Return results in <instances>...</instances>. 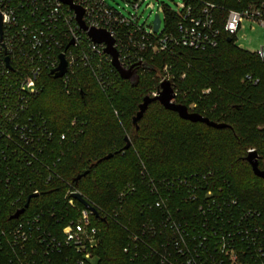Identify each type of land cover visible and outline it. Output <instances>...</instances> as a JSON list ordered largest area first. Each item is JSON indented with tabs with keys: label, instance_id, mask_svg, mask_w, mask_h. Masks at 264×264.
Returning <instances> with one entry per match:
<instances>
[{
	"label": "built area",
	"instance_id": "built-area-1",
	"mask_svg": "<svg viewBox=\"0 0 264 264\" xmlns=\"http://www.w3.org/2000/svg\"><path fill=\"white\" fill-rule=\"evenodd\" d=\"M147 1L133 0L127 5L133 12L126 14L107 0L71 3L83 10L88 29L110 35L126 69L182 48L215 49L224 38L241 49L239 32L264 28V0H178L175 9L162 4L156 11L151 3L146 8L154 21L142 24L137 13ZM72 6L61 0H0V264H91L100 245L94 207L74 186L67 184L49 206L37 202L42 188L51 189L60 179L53 170L60 162L54 134L31 113L43 90L42 75L56 70L63 55L66 73L60 79L67 96L78 69L89 70L106 93L118 82L106 45L92 42ZM254 55L264 61V47ZM172 70L170 64L163 67L149 97L159 94L163 82L172 84ZM173 89L176 102L181 93ZM66 139L63 134L58 145ZM140 176L149 199L138 204L136 219H128L123 249L133 264H264L263 214L244 207L213 171L156 180L142 166ZM138 192L128 184L119 194L120 210ZM77 194L89 207L74 198ZM30 197L24 212L12 218Z\"/></svg>",
	"mask_w": 264,
	"mask_h": 264
},
{
	"label": "trees",
	"instance_id": "trees-1",
	"mask_svg": "<svg viewBox=\"0 0 264 264\" xmlns=\"http://www.w3.org/2000/svg\"><path fill=\"white\" fill-rule=\"evenodd\" d=\"M145 64L148 68L138 69L136 87L118 76L116 86L107 93L89 70L78 69L71 77L69 96L62 91V80L46 71L43 90L31 105V113L39 114L54 134L56 157L60 156L53 169L60 179L51 183V189L43 187L36 201L49 206L70 184L95 208L99 217L94 221L101 233L91 264H133L123 252L125 225L137 218L138 204L149 199L141 181L142 166L156 180L213 171L244 207L262 213L264 221V180L254 175L246 160L254 150L264 171V61L224 38L215 49L182 48L148 57ZM167 64L175 76L172 87L181 93L176 102L226 128L182 120L158 102L133 124L140 104L158 86ZM63 134L67 139L59 146ZM128 184L139 192L120 210L119 194ZM117 211H121L118 219Z\"/></svg>",
	"mask_w": 264,
	"mask_h": 264
},
{
	"label": "water",
	"instance_id": "water-1",
	"mask_svg": "<svg viewBox=\"0 0 264 264\" xmlns=\"http://www.w3.org/2000/svg\"><path fill=\"white\" fill-rule=\"evenodd\" d=\"M63 3L72 6L71 0H61ZM77 14V21L82 27L84 31L88 32V36L91 38L92 42L94 44H105L106 45V54L111 56L112 58V64L114 68L116 69L117 73L119 74L120 78L124 81L129 82V84L132 87H136L139 83V75H138V67L142 66L144 68H148V65L139 63L136 67H132L130 69H126L122 66V64L119 62L118 59V53L114 49V40L110 37V35L104 31V30H96V29H88L83 21V10L78 7H73ZM1 23L2 18L0 16V34H1ZM160 20L159 17L156 16L155 22H154V29L157 32L159 28ZM230 42V40H228ZM66 73V61L64 60V56H60V64L59 67L52 71L51 74L54 75V78L60 79L62 78ZM175 99L174 89L172 87V84L169 81H165L160 85V92L156 97H145L143 99V102L139 106V112L133 119V124L137 125V123L143 118L144 114L146 113L148 107L154 103L158 102L165 110L171 111L176 113L180 119L189 121L192 123H202L207 125L208 127H212L215 129H224L227 126L225 124H218L210 121L208 118L203 117L200 114L190 112L189 109L182 104H178L176 102H173ZM126 146L125 149H128L130 147V141L128 138H126ZM112 155H109L105 157L104 159L111 158ZM247 162L250 164L253 173L256 177L264 180V171L259 168V159L258 155L255 151H249L247 157ZM87 172L83 174L82 176H79L75 179V182H78L82 177L86 176ZM32 197L29 198L27 204L25 205L24 209L19 210L12 218H18L19 215H21L24 210L28 207L29 201ZM74 198L79 201L81 204H83L86 207H89L88 203L85 202V200L81 197V195L77 194L74 196ZM90 210L93 212L96 218L99 217L98 212L90 207Z\"/></svg>",
	"mask_w": 264,
	"mask_h": 264
},
{
	"label": "rangeland",
	"instance_id": "rangeland-1",
	"mask_svg": "<svg viewBox=\"0 0 264 264\" xmlns=\"http://www.w3.org/2000/svg\"><path fill=\"white\" fill-rule=\"evenodd\" d=\"M107 1L111 6H113L119 11L124 12L125 14L126 12H133L131 8L127 7V5L131 3L133 0H107ZM177 1L178 0H161L158 3L156 0H148L147 2L142 4L140 10L137 13L139 22L142 24L144 22H146L147 24H151L154 21V14H152V10L146 8L147 4L153 3L155 5V11H156L158 6L162 4L175 9L176 8L175 3H177ZM236 45L250 54H254L260 51L264 47V28L256 27L254 30H251L250 27L248 26L246 30L239 32Z\"/></svg>",
	"mask_w": 264,
	"mask_h": 264
}]
</instances>
